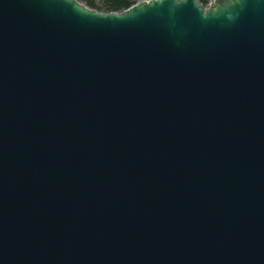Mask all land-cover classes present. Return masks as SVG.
Instances as JSON below:
<instances>
[{
	"label": "water",
	"instance_id": "water-1",
	"mask_svg": "<svg viewBox=\"0 0 264 264\" xmlns=\"http://www.w3.org/2000/svg\"><path fill=\"white\" fill-rule=\"evenodd\" d=\"M0 264H264V0H0Z\"/></svg>",
	"mask_w": 264,
	"mask_h": 264
},
{
	"label": "trees",
	"instance_id": "trees-1",
	"mask_svg": "<svg viewBox=\"0 0 264 264\" xmlns=\"http://www.w3.org/2000/svg\"><path fill=\"white\" fill-rule=\"evenodd\" d=\"M89 7L95 8L99 11H117L129 7L137 0H82ZM204 5L208 0H199Z\"/></svg>",
	"mask_w": 264,
	"mask_h": 264
},
{
	"label": "rangeland",
	"instance_id": "rangeland-1",
	"mask_svg": "<svg viewBox=\"0 0 264 264\" xmlns=\"http://www.w3.org/2000/svg\"><path fill=\"white\" fill-rule=\"evenodd\" d=\"M214 0H208V2L205 4V6H209L210 4L213 3Z\"/></svg>",
	"mask_w": 264,
	"mask_h": 264
}]
</instances>
